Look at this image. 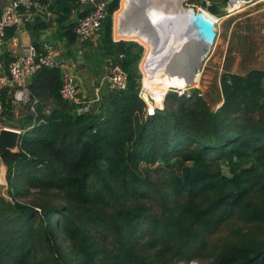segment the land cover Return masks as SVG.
Wrapping results in <instances>:
<instances>
[{"label": "trees", "instance_id": "obj_1", "mask_svg": "<svg viewBox=\"0 0 264 264\" xmlns=\"http://www.w3.org/2000/svg\"><path fill=\"white\" fill-rule=\"evenodd\" d=\"M118 6L107 2L100 43L127 87L100 92L94 114L61 98L59 66L31 76L25 103L1 91L2 124L20 136L2 156L0 264H264V70L224 73L215 110L193 88L149 112L138 95L143 48L112 40ZM78 7L54 2L70 43ZM47 27L39 15L26 22L38 51Z\"/></svg>", "mask_w": 264, "mask_h": 264}, {"label": "rangeland", "instance_id": "obj_2", "mask_svg": "<svg viewBox=\"0 0 264 264\" xmlns=\"http://www.w3.org/2000/svg\"><path fill=\"white\" fill-rule=\"evenodd\" d=\"M185 2L186 6H193L196 10L202 9L214 19L216 36L210 53L203 58L200 67L196 70V80L192 81L193 84H189L183 88L184 92L182 95H188L193 88H197L200 95L208 102L209 106L215 110L222 103L220 80L224 73L244 75L254 68L264 70V0L254 5L245 6L241 10L232 12L231 14H227V11L225 10V2L222 3L220 0H216V2L206 0L205 4H202V0L194 3H188L187 0H185ZM121 3L122 0H119V6L117 10L113 12L112 16L115 15L116 11H120L122 6ZM211 4L218 10L217 14L208 10L207 7ZM134 20L138 21L137 17ZM138 23H140V21H138ZM135 30L137 32L139 31L138 29ZM115 32L114 25V35ZM121 40L132 41L133 39L129 38ZM138 42L140 43L139 46L143 48L137 67L140 74L139 89L142 92L143 99L140 96L139 97L145 102V104L147 102L148 105L156 106L154 109H163L166 94L171 91L177 93L178 90L176 87L170 86L164 92L162 100L159 103L155 101L150 91V84L145 80V69L142 67V61L147 53V49L144 42L141 40ZM180 63L181 62H179V64ZM196 64L198 63L195 62L194 66ZM194 66L190 67L188 70L186 67L185 69L183 67L185 73H190V75L186 73L185 76L188 81H190L189 77L193 74ZM158 70L160 71V74H157L159 76L158 78H167V73L169 72L166 73L167 68L165 66H161ZM179 82L180 81L178 80L176 83ZM154 109L147 110L152 112ZM14 122L16 121L14 120ZM152 177L154 178V174H152ZM6 192V182L5 180L0 179V195L8 198ZM152 205L155 209V204L152 203ZM223 235L224 232H221L213 238H222ZM169 261L171 264H199L198 260L195 259L189 261L169 259Z\"/></svg>", "mask_w": 264, "mask_h": 264}, {"label": "built area", "instance_id": "obj_3", "mask_svg": "<svg viewBox=\"0 0 264 264\" xmlns=\"http://www.w3.org/2000/svg\"><path fill=\"white\" fill-rule=\"evenodd\" d=\"M262 0H225L227 14L241 10ZM84 8V15L76 18L73 32L78 39H85L98 34L107 16V2L105 0H78ZM47 5L39 0H8V4L0 12V44L3 42L7 28L20 29L29 17L42 15ZM120 58L124 55L120 54ZM59 65L55 59L52 47L45 43L38 51L33 45L28 46L19 56L4 64L0 60V94L5 87L12 88V98L15 103H25L28 99V78L41 67L53 68ZM108 90L122 91L127 87V73L119 62L111 63L104 77ZM177 94L182 95L183 88L176 87ZM98 88L95 90L98 98ZM63 100L76 105L77 114L90 111L92 98L86 97L84 88L77 82L74 74L66 70L62 74L59 90ZM142 98V92L139 90ZM143 99V98H142ZM147 104V102H146ZM147 109L156 106L147 104ZM161 108V107H160ZM3 106L0 100V128L2 127Z\"/></svg>", "mask_w": 264, "mask_h": 264}, {"label": "water", "instance_id": "obj_4", "mask_svg": "<svg viewBox=\"0 0 264 264\" xmlns=\"http://www.w3.org/2000/svg\"><path fill=\"white\" fill-rule=\"evenodd\" d=\"M182 2L179 3V9L169 8L164 4L152 7L149 3H143L144 5H141V8L138 10V18L141 26L153 35L155 41L164 44L166 48H169V46L171 48L172 46L175 49L174 53L179 56L178 60L181 62V64L176 62L172 64L173 70H177H174L176 74L181 72L179 67L186 66L189 69V60H197L198 64L193 67L192 75H194L200 67L203 58L211 51L216 36L214 29L215 21L206 11L202 9L196 10L193 6H186L185 0H182ZM80 12H84L83 7H81ZM77 42L75 64L85 91L92 98L90 114H94L99 101L96 98L93 85L84 64L80 40H77ZM132 42L135 47L140 45L137 40H132ZM55 59L61 61L62 56L57 55ZM19 136L20 130L18 129L4 126L0 128V179L5 180L6 185V166L2 160V156L7 151H17Z\"/></svg>", "mask_w": 264, "mask_h": 264}, {"label": "crops", "instance_id": "obj_5", "mask_svg": "<svg viewBox=\"0 0 264 264\" xmlns=\"http://www.w3.org/2000/svg\"><path fill=\"white\" fill-rule=\"evenodd\" d=\"M105 1L109 2L110 0H105ZM54 2L55 0H48L45 3L47 5L46 10L43 12L42 15H39L42 18H44L45 22H47L48 24V27L44 31H42L38 40L41 43V45L45 43L49 44L52 47V51L55 56L57 55L62 56V60L59 61V65H58L62 70V74L67 69L72 71L77 82L84 88L75 64V55L77 54L76 46L78 44L77 40H80L81 50H82V55L86 70L89 74V78L93 85L94 92L98 88L99 89L98 94H99L100 92H102L104 89L107 88L106 84L104 83V77L109 69V66L111 65V63H113V58L104 55V50L102 49L100 43L99 32L95 36L89 38L78 39V37H76L73 43L68 42L67 36L64 35V31H63L65 29L64 27L65 25H61L60 27V25L55 20L56 14L54 11L55 10ZM125 2H127V0H124L123 4ZM7 4H8V0H0V12ZM78 8L80 12L81 9L80 6ZM33 16L29 17L27 21L31 20ZM26 22L20 29H15V28L6 29L3 42L0 44V60L4 62V64H8L10 61H12L17 56H19L28 46L32 45L33 42L30 36V32L26 28ZM114 25H115L114 16H112V40L114 42H117L121 39L115 37ZM127 31L128 30H126L125 32ZM71 32L73 33V28L71 29ZM153 43L155 44L156 49L166 51L167 53L166 56L171 57L170 54L172 52L173 47L170 48L169 46V48H166L164 44H160V42H158L159 45H157V42H153ZM146 45L147 44L145 43V47L147 49ZM73 47H75L74 50H72ZM166 61L167 60H162V59L154 60V62L157 63L166 62ZM148 66H150L149 75H155V77H157V74H160L159 73L160 71L158 69L161 66H165L167 68L166 73L169 72L167 73V78L162 79L161 81L160 80L157 81L159 86L163 90H165L166 87H168L171 84L170 73L172 71V68L170 67V63L158 64L157 66H155L153 63L151 65H147L146 67ZM30 79L31 77L28 78V82L30 81ZM85 93H86V97H89L86 91Z\"/></svg>", "mask_w": 264, "mask_h": 264}, {"label": "bare ground", "instance_id": "obj_6", "mask_svg": "<svg viewBox=\"0 0 264 264\" xmlns=\"http://www.w3.org/2000/svg\"><path fill=\"white\" fill-rule=\"evenodd\" d=\"M121 3V10L119 11V13L116 11L114 18H115V37L116 38H120V39H133V40H141L142 42L146 43L147 45V53L145 55V59L143 58L142 61V67H144L145 69V80L147 81V83L150 84V91L152 93L153 98L155 99V101L157 103H159L162 100L163 94L164 92L167 90L168 87L170 86H174V87H179V88H185L187 85L189 84H193V80H196V76L195 74L189 77V80L186 79V73L185 70L182 69L183 67H181L179 70L181 71L180 73L176 74L173 68H172V64L173 62H176L179 64V56H177V54L175 55V49H172L171 52V57L166 56V51L164 50H158L156 49V46L153 42H157L154 40L153 35L148 31L145 30L142 26H141V22L138 23L139 21V16H138V10L141 8V5H144L145 3H149L153 6L155 5H166L169 8L173 7L175 9H179V3L182 2V0H127V2H125L123 4ZM133 3V4H132ZM144 3V4H143ZM183 3V2H182ZM116 16V17H115ZM137 17V20H134ZM212 18V17H211ZM213 19V18H212ZM214 20V19H213ZM135 29H138L139 31L137 32ZM126 30H128L127 32H125ZM137 32V33H136ZM121 34V35H120ZM129 37V38H128ZM157 45H159V43L157 42ZM172 47V46H171ZM157 59H162V60H167L166 62H160L159 64H164V63H170V67L172 68V71L170 73V81L171 84L166 87L165 90H163L159 84L157 83V81H161L163 78H158L159 76L157 75V77H155V75H149L150 71H149V67H146L147 65H151L154 63L155 66H157V62H154V60ZM152 60V61H151ZM190 61V67L194 66L195 60H189ZM198 63V62H197ZM181 64V63H180ZM186 67V66H185ZM184 67V68H185ZM186 69L188 70V67H186ZM152 74V73H151ZM188 75H190L189 73H187ZM195 76V77H194ZM166 79V78H165ZM180 81L179 83H176L177 81Z\"/></svg>", "mask_w": 264, "mask_h": 264}]
</instances>
